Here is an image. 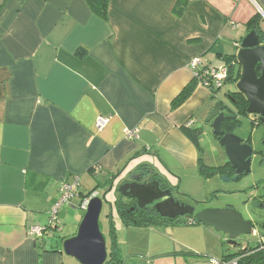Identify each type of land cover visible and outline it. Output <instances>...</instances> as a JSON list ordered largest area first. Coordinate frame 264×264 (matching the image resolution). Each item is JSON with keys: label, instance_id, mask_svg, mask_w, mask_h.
<instances>
[{"label": "crops", "instance_id": "obj_1", "mask_svg": "<svg viewBox=\"0 0 264 264\" xmlns=\"http://www.w3.org/2000/svg\"><path fill=\"white\" fill-rule=\"evenodd\" d=\"M261 10L264 0H110L102 19L86 0H0V264H77L63 247L71 237L58 239L59 213L86 211L83 200L122 171L120 181L140 165L206 178L199 125L218 91L191 61L233 62L240 75L237 54ZM99 116L110 117L102 129ZM77 179L59 228L36 239L31 227L48 223Z\"/></svg>", "mask_w": 264, "mask_h": 264}, {"label": "rangeland", "instance_id": "obj_2", "mask_svg": "<svg viewBox=\"0 0 264 264\" xmlns=\"http://www.w3.org/2000/svg\"><path fill=\"white\" fill-rule=\"evenodd\" d=\"M264 29V23H263ZM238 71H234L232 81H228L218 91L216 103L219 100L233 106L229 92L236 90ZM203 115L202 124L207 116ZM241 126L237 134L244 138H250L254 149L257 151L263 147L264 129L257 125L255 118L250 116H238ZM202 154L206 165H221L225 158L224 150L215 141L212 130L207 126L206 135L201 140ZM156 173L163 176L173 187L178 200L189 205H198L209 200V208L232 207L241 212L245 218L255 220L254 227L257 235L243 234L236 239L238 246L228 244V236L214 230L204 224L188 223L193 217H180L184 222L170 226L168 224L140 227L126 225L120 220L117 209L113 205L114 197L118 194L119 181L112 190L108 191V203H104L100 216L101 230L106 238L108 252L111 249L112 239L110 229L116 232L118 246V258L122 264H200L209 258H223L229 252H234L238 247H256L261 236H264V224L256 220V215L261 210V205L256 204L264 193V162L255 158L252 162V170L239 179L231 182L221 180V176L208 178L195 175L193 178H182L167 172L154 165ZM174 174L177 178L172 177ZM120 179V178H119ZM184 179V180H183ZM106 190L98 191L102 196ZM112 203V204H111ZM197 208V210H199ZM85 214L80 208H70L65 205L59 213L62 231L58 239L62 242L63 236L72 237L78 231L81 217ZM63 244V242H62ZM77 264H80L76 262Z\"/></svg>", "mask_w": 264, "mask_h": 264}, {"label": "water", "instance_id": "obj_3", "mask_svg": "<svg viewBox=\"0 0 264 264\" xmlns=\"http://www.w3.org/2000/svg\"><path fill=\"white\" fill-rule=\"evenodd\" d=\"M240 46L237 60L238 65L242 67V72L240 80L236 82V90L243 93L248 101L247 113L258 115L264 123V29L261 23L247 33ZM234 70V68L231 69L232 74ZM228 95L232 99L231 94ZM216 99L218 98L215 97ZM232 102L236 107L233 99ZM226 107L222 100L214 103L204 119L205 123H201L199 128L202 133H206L208 126L214 136H219V145L224 148L228 163L235 169L234 176L223 175L221 180L231 182L251 172L257 151L243 136L222 130L224 122L229 119ZM228 107L232 108L230 105ZM140 166L143 169L139 170L137 175L128 177L131 181H125L118 187L117 190L122 196L136 199L141 207L154 203L153 209L163 218L172 220L186 216L194 217L196 222L228 235L230 245L238 246L236 239L239 236L253 234L254 221L245 218L238 210L225 207L206 208L195 212L194 205L176 200L170 188L161 187V181L168 182L156 173L155 167ZM122 173L123 171L115 176L110 185L111 188L102 196L90 198L77 234L64 241L65 253L74 257L80 264H106L107 262L109 254L106 238L100 226V216L104 203L109 202L108 191L113 189L115 181ZM114 204L115 201H113Z\"/></svg>", "mask_w": 264, "mask_h": 264}, {"label": "built area", "instance_id": "obj_4", "mask_svg": "<svg viewBox=\"0 0 264 264\" xmlns=\"http://www.w3.org/2000/svg\"><path fill=\"white\" fill-rule=\"evenodd\" d=\"M262 16L264 17V11H261ZM191 67L194 71V76L199 79L200 83L207 87L211 92L219 91L228 82L230 77L232 76L231 69L234 68V63L231 64H223L220 66H215L210 63H206L203 65V60L200 57H196L191 61ZM110 121V117L108 116H99L97 118V128L102 129L105 127ZM139 129L135 128L133 130H126V135L128 138L136 136L138 134ZM79 187L78 179L70 184H63L61 187V198L54 205L48 223L46 225L43 224H35L31 227V233L36 238H43L45 235L49 234L54 228H59L58 224V213L60 208L68 203L71 198L77 194ZM90 201V197H87L83 200L82 207L83 209H87V205ZM194 219L190 220V223H194ZM257 231L254 230L253 235H257ZM258 247L255 248L251 253L264 249V236H261ZM244 252L241 254H234L227 258H209L200 264H241V260L249 254L250 252H246L247 248L241 247ZM239 249V247H238ZM241 250V249H240ZM264 264V263H259Z\"/></svg>", "mask_w": 264, "mask_h": 264}, {"label": "trees", "instance_id": "obj_5", "mask_svg": "<svg viewBox=\"0 0 264 264\" xmlns=\"http://www.w3.org/2000/svg\"><path fill=\"white\" fill-rule=\"evenodd\" d=\"M86 2L88 3V5L92 9V11L95 14H97L99 17H101L102 19L108 18L110 0H86ZM261 20H262V15L261 14L256 15L250 20L249 25L251 27H253V29H255L258 27V24L261 22ZM231 61L232 60L229 59V62H231ZM239 76L240 75L237 76L236 81L239 79ZM230 79H231V77H230ZM190 92H191V89H189V88L186 91H184V93H182L180 95V97L177 99L175 104L176 105L180 104L183 100H185L189 96ZM234 96H233V98H235ZM235 104L237 105L236 107L238 109L239 115H245L246 116L248 114L247 113L248 101H247L245 95H239V101H236ZM221 170H222L221 166H207V165L201 164L202 174L206 178L218 174L219 172H221ZM115 204H117L116 206H118L120 219L126 225L148 227L151 225H158V224H162V223H166L168 225H174V224H180V223L184 222V220L182 218H178L174 221L171 219L162 218L160 216V214L157 213L156 211H155V213L154 212H145L144 214H140V215L135 216L134 213L128 214L129 206L123 207L122 203L118 204V202H115ZM190 220L188 223H190ZM195 221H196V219H195ZM190 224H194V223H190ZM110 234H111V239H112L110 255L113 258H116L117 260L120 261V259L118 258L119 254H118V246L116 243V232L114 231V229H112V227L110 229ZM257 247L253 248V247L247 246L246 252H250ZM243 252H244V250L241 247H239V249H237V252H235V251L233 253L229 252L228 254H230V255L227 254L228 256L226 255V257H230L234 254H241ZM259 263H264V249L255 251L253 253L250 252L249 254H246V256L241 260V264H259Z\"/></svg>", "mask_w": 264, "mask_h": 264}, {"label": "flooded vegetation", "instance_id": "obj_6", "mask_svg": "<svg viewBox=\"0 0 264 264\" xmlns=\"http://www.w3.org/2000/svg\"><path fill=\"white\" fill-rule=\"evenodd\" d=\"M261 13V12H260ZM239 71L240 73L242 72V67L239 66ZM240 80V77L239 79ZM238 82V81H237ZM231 94V96L235 95L233 98L232 96V99L234 100V102L236 103V101H239V95H244L243 93H240V92H237V90H235L234 92H229ZM224 104L227 106L226 107V113L229 117V119H227L224 124H223V127H222V130H225V131H231V132H234V133H238L237 130L240 128L241 126V122L238 118V116H240L238 114V109L237 107L235 106H232V108L228 107V104H226L224 102ZM236 105V104H235ZM237 106V105H236ZM248 115V114H247ZM246 115V116H247ZM250 116H253L255 118V122L257 125H260L263 127L264 129V123L261 121V117H259L258 115H254V114H249ZM264 134V133H263ZM242 136V135H241ZM219 136H214V139L215 141L219 144V140H218ZM246 139V138H245ZM247 141L249 143H251L250 141V138L247 139ZM263 147H261V149L257 150V157H259V159L261 160V162L263 163L264 162V137H263ZM252 144V143H251ZM224 150V148H222ZM224 154H225V151H224ZM225 160L224 162L220 165L222 170L221 172H219L218 174L214 175V176H223V175H229V176H234L235 175V169L232 168V166L228 163V159H227V156L225 154ZM255 160V159H253ZM213 176V177H214ZM145 180V179H144ZM143 180V181H144ZM125 181H131L129 178L125 179V180H122L120 183H119V186L124 183ZM168 184V183H167ZM161 185H162V188L163 189H167V188H170L172 193H173V196L175 197L176 200H178V197H176L175 193L173 192V187L172 186H169V185H166V182L165 181H161ZM264 186V185H263ZM118 192V190H117ZM114 201L115 202H118V204L122 203V206L125 207V206H129V212L128 214H132L134 213L135 216L136 215H140V214H144L145 212H154L155 213V210L153 209V204H148L146 205L145 207H141L139 206V203L136 199H129V198H126L124 196H122L119 192L118 194L114 197ZM179 201V200H178ZM181 202V201H180ZM256 204L258 205H261V210L260 212L257 213L256 215V220L257 221H261L262 224H264V193L262 194V197L256 201ZM117 204H114L115 208L117 209V212L119 214V210H118V206H116ZM199 210H197V208H199ZM228 207V206H226ZM206 208H209V200L207 201H204V202H201L199 203L198 205H195V212H198V211H201L203 209H206ZM225 208V207H223ZM163 218V217H162ZM178 219V218H177ZM173 221L176 220V219H172ZM165 221V220H164ZM254 223H255V220H253ZM228 236V235H227ZM110 252H111V249L110 251L108 252V259H107V262L106 264H122L120 263L119 260H117L116 258H113L111 255H110Z\"/></svg>", "mask_w": 264, "mask_h": 264}]
</instances>
